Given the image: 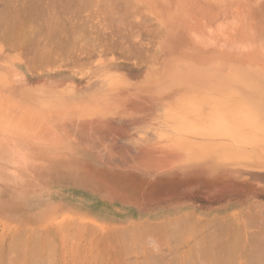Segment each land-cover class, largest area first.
Listing matches in <instances>:
<instances>
[{
	"label": "rangeland",
	"instance_id": "obj_1",
	"mask_svg": "<svg viewBox=\"0 0 264 264\" xmlns=\"http://www.w3.org/2000/svg\"><path fill=\"white\" fill-rule=\"evenodd\" d=\"M57 1L0 0V12L26 14L12 37L0 22V209L43 222L54 186L98 189L94 215L129 197L136 224L192 217L177 234L136 230V264H255L264 0ZM223 222L238 251L230 233L207 243ZM25 236L9 264H52Z\"/></svg>",
	"mask_w": 264,
	"mask_h": 264
},
{
	"label": "crops",
	"instance_id": "obj_2",
	"mask_svg": "<svg viewBox=\"0 0 264 264\" xmlns=\"http://www.w3.org/2000/svg\"><path fill=\"white\" fill-rule=\"evenodd\" d=\"M98 191L100 190L71 185L54 186L50 199L56 208L43 222L21 221L15 217V214L28 212L22 206H15L13 212L6 207L0 209V264L9 263V255L6 256L9 245L12 250L8 254L13 250L18 249L19 252L23 249L24 236L21 234H25L24 231L28 234V250H45L50 255L52 264H136L137 229L133 199L116 198L106 209H96L94 215L88 212V204L92 203L88 201L93 200V194H98ZM96 228H101L99 233ZM18 237L22 242H16ZM118 244L120 245L117 246ZM121 245L123 246L120 247Z\"/></svg>",
	"mask_w": 264,
	"mask_h": 264
},
{
	"label": "bare ground",
	"instance_id": "obj_3",
	"mask_svg": "<svg viewBox=\"0 0 264 264\" xmlns=\"http://www.w3.org/2000/svg\"><path fill=\"white\" fill-rule=\"evenodd\" d=\"M56 1H57V0H56ZM62 1H63V0H62ZM28 2H29V1H28ZM32 2H33V0H32ZM41 2H42V1H41ZM57 2H58V1H57ZM60 2H61V1H60ZM60 2H59V3H60ZM6 3H7V1H6ZM64 3L67 4L66 2H64ZM83 3H84V2H83ZM36 4H37V3H36ZM5 5H6V4H5ZM48 5H49V4H48ZM62 5H63V4H62ZM62 5H61L60 7H63ZM68 5H69V4H68ZM74 5H75V4H74ZM83 5H84V4H83ZM83 5H82V6H83ZM31 6H33V5H31ZM37 6H38V5H37ZM55 6H56V5H55ZM10 7H11V6H10ZM12 7H13V5H12ZM34 7H36V5H35ZM46 7H47V6H46ZM57 7H59V6H57ZM64 7H65V6H64ZM64 7H63V8H64ZM66 7H67V6H66ZM41 8L43 9V7H41ZM54 8H55V7H54ZM63 8H60V9H59V12H60V10L63 9ZM127 8H128V7H127ZM1 9H2V8H1ZM5 9L7 10V9H9V8H5ZM23 9H24V8H23ZM23 9L20 10L19 13H16V12L11 13V12H9L10 10H9V11L7 10V12H6V11L4 12V11L2 10V11L0 12V22L3 23V25L6 24V23H10V26H9V24L7 25L8 27H7L6 25H5V26H2V28L6 29V31H7V34H8V35H6V36H9V37H10V36H11L10 34H12L14 31L16 32L17 29H20V27L24 25V23H23V21H22V19H21V15L25 13V11H23ZM33 9H34V8H33ZM44 9H45V8H44ZM25 10H26V9H25ZM34 10H35V9H34ZM34 10H31V11H34ZM39 10H41V9H39ZM39 10H38V11H39ZM49 10H50V9H49ZM22 11H23L24 13H23ZM27 11H29V10H27ZM31 11H29V12H30V13H29L30 15H31V14H32V15L35 14V11H34V13L31 12ZM47 11H48V9H47ZM53 11H54V10H53ZM61 11H63V10H61ZM54 12H56V11H54ZM64 12H65V10H64ZM36 14H38V13H36ZM39 14H40V13H39ZM46 14H47V13H46ZM119 14H120V13H119ZM53 15H54V14H53ZM53 15H52V16H53ZM58 15H59V13H58ZM22 16H23V15H22ZM24 16H26V14H24ZM46 16H47V15H46ZM115 16H116V15H115ZM29 18H30V17H29ZM41 18H42V17H41ZM51 18H52V17H51ZM56 18H57V17H56ZM114 18H115V17H114ZM117 18H118V17H117ZM117 18H116V19H117ZM26 19H27V18H26ZM60 19H61V18H60ZM31 20H32V19H31ZM61 20H62V19H61ZM64 20H65V19H64ZM27 21H29V20L27 19ZM119 21H120V20H119ZM119 21H118V22H119ZM121 21H122V20H121ZM30 22H31V21H30ZM38 22H39V21H38ZM34 23H35V22H34ZM39 23H40V22H39ZM116 23H117V22H116ZM122 23H123V22H122ZM122 23H121V24H122ZM31 24H32V22H31ZM35 24H36V23H35ZM35 24H34V25H35ZM29 25H30V24H29ZM40 25H41V24H40ZM0 26H1V25H0ZM27 28H29V27H27ZM30 28H31V26H30ZM40 28H41V27H40ZM64 28H65V27H64ZM65 29H66V28H65ZM22 30H23V29H22ZM62 30H63V29H62ZM0 31H2V33H4L5 30L0 29ZM17 31H18V30H17ZM63 31H64V30H63ZM15 32H14V33H15ZM29 32H31V31H29ZM2 33H1V34H2ZM14 33H13V35H14ZM61 33H62V32H61ZM5 34H6V33H5ZM15 34H16V33H15ZM17 34H18V32H17ZM30 34H31V33H30ZM34 35H35V34H34ZM60 35H61V34H60ZM2 36H3V35H2ZM6 36H5V37H6ZM16 36H17V35H16ZM27 36H28V35H27ZM54 36H55V35H54ZM11 37H12V36H11ZM36 37H37V36H36ZM40 37H41V36H40ZM42 37H43V36H42ZM4 39H5V38H4ZM13 39H14V38H13ZM35 39H36V38H35ZM42 39H43V38H42ZM51 43H52V42H51ZM36 44H37V43H36ZM35 50H36V49H35ZM210 99H211V98H210ZM214 103H215V102H214ZM0 197H1V196H0ZM1 199H2V198H1ZM250 205H251V204H250ZM258 205H259V204H258ZM258 205L255 204V206H257V207H254V205H252V207H253L254 209H253L251 206H248V207H249V209L252 208V210H253L252 212H254V210H257V208L260 206V207H259L260 209H258V210H259V212H261V213L264 214V207L262 206V204L259 205V206H258ZM261 207H263V208H262V209H263L262 211H260V210H261ZM255 208H256V209H255ZM255 212H256V211H255ZM248 213H249V212H248ZM251 214H252V213H251ZM258 214H259V213H258ZM263 214H259V215H262V216H263ZM240 215H241V214H240ZM245 216H246V215H245ZM263 218H264V216H263ZM189 219L192 220V217H190V216H188V217H179L178 219H175V220L173 219V221H172V220L167 221V224H163L162 226H154V225L149 224L148 222H145V223H143V224H141V223H140V224H136V229H137L139 232H141V233H142V232H155V233H156L157 231L163 229V230H165V231L169 230L170 233H175V234H177L178 230L184 229V227L187 226V224H188V220H189ZM253 219H254V218H253ZM214 220H215V219H214ZM216 220H217V219H216ZM216 220H215L214 222H216ZM218 220H219V219H218ZM254 221H255V220H254ZM217 222H219V221H217ZM220 222H221V221H220ZM224 222H225V221H224ZM224 222H223V223H224ZM223 223H221V224H223ZM190 224H191V222H190ZM224 224H226V223H224ZM224 224H223V225H224ZM131 225H132V224H131ZM209 225H210V224H209ZM221 226H222V225H221ZM228 226H229V224L224 225V226H223V230L221 229V228H222V227H221V228H220L221 231H220V229L218 230L219 232H218V231L213 232V230H212L213 233L210 232V234H212V235H210L209 237H208V236L205 237L206 239L209 238V240H211L210 242L208 241L207 243H211V242H213L212 244H210V245H213L216 241H217V242H220V241L222 240V238H224V237L226 238V234H227V236H228V233H230L231 236H232V237L229 238L230 240H229V239H227V241L223 240V243L229 241V245H230V242H233V244L235 243L234 245H236V246H234V248L237 247V245L240 244V243H239L238 241H237L238 243L236 242V239H235V238H236V235H235L233 232H231V231L229 232V231H228L229 227L232 228V225L229 226V227H228ZM126 227H127V226H126ZM128 227H129V225H128ZM84 228H85V227H84ZM98 228H99V227H98ZM98 228H96V229H98ZM24 229H25V228H23V230H21V231L23 232ZM130 229H131V228H130ZM136 229H135V230H136ZM210 229H211V228H210ZM212 229H213V228H212ZM234 229H236V228L234 227ZM98 230H99V229H98ZM98 230H97V231H98ZM100 230H101V228H100ZM100 230L98 231V233L100 232ZM112 230H113V229H112ZM135 230H134V231H135ZM163 230H162V231H163ZM95 231H96V230H95ZM95 231H93V233H95ZM126 231H127V229H126ZM162 231H159V232L161 233ZM237 231H238V230H237ZM19 232H20V231H19ZM24 232H25V231H24ZM31 232H32V231H31ZM106 232H107V231H106ZM106 232H105V234H106ZM159 232H158V233H159ZM235 232H236V231H235ZM26 233H27V232H26ZM107 233H108V232H107ZM110 233H111V232H110ZM160 233H159V234H160ZM208 233H209V232H208ZM241 233H242V232H241ZM114 234H115V233H114ZM249 234H250V233H249ZM251 234H252V233H251ZM259 234H260V232H259ZM25 235H26V234H23V235L21 234L22 237L25 236ZM35 235H36V234H35ZM101 235H102V233H101ZM106 235H107V234H106ZM207 235H208V234H207ZM16 236H19V237H20V235H16ZM239 236H240V235H239ZM19 237L16 239V240H18V241H16L15 239H14V240H15L16 242H19V241H20V238H22V237H20V238H19ZM25 237H26V239H27V236H25ZM104 237H105V236H104ZM117 237H118V236H117ZM119 237H120V235H119ZM34 238H36V236H34ZM114 238H116V234H115V237H114ZM196 238H197V237H196ZM225 238H224V239H225ZM239 238H240V237H239ZM106 239H107V238H106ZM117 239H118V238H117ZM216 239H217V240H216ZM240 239H241V238H240ZM249 239H250V238H249ZM108 240H109V239H108ZM120 240H121V239H120ZM254 240H255V239H254ZM256 240H257V238H256ZM256 240H255V241H256ZM121 241H122V240H121ZM123 241H124V239H123ZM214 241H215V242H214ZM249 241H250V240H249ZM252 241H253V240H252ZM252 241H251V242H252ZM11 242H13V241H11ZM20 242H22V241H20ZM109 242L111 243L110 240H109ZM217 242H216V243H217ZM240 242H241V241H240ZM251 242H250V243H251ZM257 242H259V244H256L255 246H260V245H261V248H264V244L261 243V242H262L261 240H259V241L257 240L255 243H257ZM263 242H264V241H263ZM35 243H37V242H35ZM253 243H254V242H253ZM253 243H252V244H253ZM255 243H254V244H255ZM12 244H14V243H12ZM20 244H22V243H20ZM122 244H123V243H122ZM125 244H126V246H127V243H126V242H125ZM226 244H227V246H225V247H227V248H228V251H230L231 247H230V246L228 247V243H226ZM110 245H111V244H110ZM119 245H120V244H118L117 246H119ZM194 245H195V244H194ZM197 245H198V244H197ZM205 245H206V244H205ZM208 245H209V244H208ZM240 245H241V244H240ZM245 245H246V244H245ZM111 246H113V245H111ZM122 246H123V245H121L120 247H122ZM195 246H196V245H195ZM203 246H204V245H203ZM214 246H215V245H214ZM255 246H254V248H255ZM1 247H2V245L0 246V248H1ZM8 247H9V248H7L8 250H7L6 256H7V255H10V254H8V253H9V250L12 248V247L10 248V245H9ZM124 247H125V246H124ZM218 247H219V246H216V248H218ZM220 247H222V246H220ZM220 247H219V249H223V248H224V247H223V248H220ZM251 247H253V246H251ZM195 248H196V247H195ZM207 248H208V247H207ZM211 248H212V247H211ZM248 248H249V247H248ZM257 248H259V250L261 249L260 247H257ZM2 249H3V248H2ZM15 249H17V247H16ZM235 249H237V248H235ZM235 249H234V251H235ZM11 250H12V249H11ZM17 250H18V249H17ZM17 250H16V251H17ZM231 250H232V249H231ZM234 251H233V252H234ZM236 251H238V249H237ZM252 251H253V249H252ZM4 252H5V251H4ZM200 252H201V251H200ZM216 252H217V251H216ZM230 252H231V251H230ZM233 252H232V253H233ZM241 252H242V251H241ZM11 253H13V252H11ZM234 253H235V252H234ZM236 253H237V252H236ZM250 253H251V252H250ZM3 254H4V253H3ZM18 254H19V253H18ZM204 254H205V253H204ZM223 254H224V253H223ZM11 255H12V254H11ZM154 255H155V254H154ZM190 255H191V254H190ZM192 255H193V254H192ZM207 255H208V254H207ZM213 255H214V254H212L211 256H213ZM215 255H216V256H215L214 258H217L218 256L220 257V255H217V254H215ZM225 255H226V254H225ZM232 255H233V254H232ZM4 256H5V255H4ZM12 256H14V255H12ZM15 256H16V255H15ZM19 256H20V255H19ZM19 256L17 255V257H19ZM156 256H157V255H156ZM208 256H209V255H208ZM208 256H207V257H208ZM248 256H249V259H247V260H250L251 258H253V259H254V258H258L257 260H260L261 262H264V249H261V250H260L258 253H256V254L252 252L251 255H248ZM248 256H247V258H248ZM157 257H158V256H157ZM195 257H196V256H195ZM219 257H218V258H219ZM232 257H233V256H232ZM250 257H251V258H250ZM6 258H7V257H6ZM15 258H16V257H15ZM151 258H152V256H151ZM193 258H194V257H193ZM152 259H153V258H152ZM211 259H212V258H211ZM223 259H225V258H222V260H223ZM232 259H233V258H232ZM253 259H252V260H253ZM161 260L165 262L164 259H161ZM201 260H202V259H201ZM212 260H213V259H212ZM212 260H211V261H212ZM257 260H256V262H257ZM159 261H160V260H159ZM162 261H161V262H162ZM169 261H170V260L168 259V262H169ZM195 261H196V260H195ZM208 261H209V259H208ZM214 261H218V260L214 259V260L212 261V263H213ZM226 261H227V260H226ZM228 261H229V260H228ZM230 261H232V260H230ZM233 261H234V260H233ZM260 261H259V264L261 263ZM4 262H5V261H4ZM13 262H14V259H13L12 263H13ZM166 262H167V260H166ZM206 262H207V261H206ZM220 262H221V260H220ZM220 262H219V263H220ZM256 262H255V264H256ZM9 263H11V261H9ZM9 263H8V264H9ZM212 263H211V264H212ZM6 264H7V263H6ZM187 264H189V263H187ZM190 264H191V263H190ZM195 264H196V262H195ZM213 264H214V263H213ZM251 264H252V263H251ZM257 264H258V263H257Z\"/></svg>",
	"mask_w": 264,
	"mask_h": 264
}]
</instances>
